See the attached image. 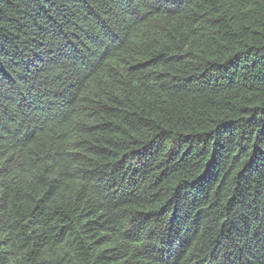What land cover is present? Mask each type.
<instances>
[{
  "label": "trees",
  "instance_id": "obj_1",
  "mask_svg": "<svg viewBox=\"0 0 264 264\" xmlns=\"http://www.w3.org/2000/svg\"><path fill=\"white\" fill-rule=\"evenodd\" d=\"M0 264H264V0H0Z\"/></svg>",
  "mask_w": 264,
  "mask_h": 264
}]
</instances>
